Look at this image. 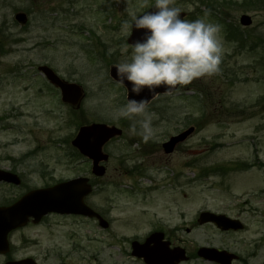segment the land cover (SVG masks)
Returning a JSON list of instances; mask_svg holds the SVG:
<instances>
[{"label":"rangeland","instance_id":"rangeland-1","mask_svg":"<svg viewBox=\"0 0 264 264\" xmlns=\"http://www.w3.org/2000/svg\"><path fill=\"white\" fill-rule=\"evenodd\" d=\"M242 1L174 0L185 20L219 27L221 71L155 98L148 106L154 136L145 141L132 121L114 118L127 103L126 90L108 70L131 57L124 22L155 0H0V169L21 178L18 186L0 184V205L32 189L92 177L90 163L71 154L81 125L122 129L103 147L108 170L92 178L87 199L107 211L112 226L102 231L90 220L48 215L11 232L0 264L27 257L43 264H142L130 256V239L161 227L159 220L171 246L189 255L180 264H213L196 256L199 246L264 264V0ZM20 11L28 16L23 26L14 20ZM243 14L251 18L247 27L239 23ZM41 64L83 87L80 109L62 104L37 71ZM190 126L195 131L166 155L161 144ZM202 210L237 218L245 229L198 225Z\"/></svg>","mask_w":264,"mask_h":264},{"label":"clouds","instance_id":"clouds-1","mask_svg":"<svg viewBox=\"0 0 264 264\" xmlns=\"http://www.w3.org/2000/svg\"><path fill=\"white\" fill-rule=\"evenodd\" d=\"M173 3L155 0L153 11L133 14L124 22L128 34L134 29L145 30L133 42L130 59L115 64L118 79L131 84L134 96L145 90L155 95L161 86L171 91L219 71L223 47L219 27L203 19H182L183 10ZM114 118L132 121L131 130L135 133L139 128L145 141L154 136V114L148 110L147 98L129 99Z\"/></svg>","mask_w":264,"mask_h":264},{"label":"water","instance_id":"water-1","mask_svg":"<svg viewBox=\"0 0 264 264\" xmlns=\"http://www.w3.org/2000/svg\"><path fill=\"white\" fill-rule=\"evenodd\" d=\"M151 8L149 11H153ZM184 14L181 13L183 18ZM15 19L20 23L26 21V16L23 13L15 15ZM240 22L243 25L250 24V18L242 16ZM141 30H132V34L128 39L130 44H133L135 40L141 37ZM46 78L55 86H57L62 93V100L68 102L71 105L79 106V101L82 97L81 89L74 83H67L61 80L55 75L48 67L40 66L38 68ZM110 75L118 80L116 68H111ZM128 89V100L135 98L137 100L141 98H147V103L159 93H170L166 91L163 86L157 88V94L153 95L147 90L142 92L139 96H134L131 93V84L129 82L123 83ZM192 128L183 132L182 134L172 137L168 142L163 144V149L166 153L173 150L175 144L186 138L188 134L192 132ZM121 131L115 127H108L103 124H92L90 126H84L79 129L77 136L72 144L83 154L92 161V173L96 176H102L104 168L99 165V162L105 161L107 155L101 153V147L111 137L120 135ZM8 181L18 184V179L15 175L0 171V181ZM87 179L78 178L70 180L54 186L53 188L31 191L23 196L18 202L10 207H0V253L7 252L8 244L6 241L8 233L20 226L26 224L28 218L32 217L33 222L36 223L40 218L47 213L56 212L64 214H83L89 217L95 216L90 209L83 204V197L90 192V187L86 184ZM207 215V214H205ZM98 217V216H97ZM205 217V218H204ZM212 221L217 227L222 230L240 229L242 226L236 220H230L224 216H202L201 222ZM167 254V253H166ZM198 254L210 261H215L220 264H230L231 260L235 256L227 254L225 252H219L215 249L202 248L198 251ZM183 250L174 249L169 252L168 260L169 264H177L180 260H183ZM167 261V259H165ZM6 264H34L30 259H25L15 262H7Z\"/></svg>","mask_w":264,"mask_h":264},{"label":"flooded vegetation","instance_id":"flooded-vegetation-1","mask_svg":"<svg viewBox=\"0 0 264 264\" xmlns=\"http://www.w3.org/2000/svg\"><path fill=\"white\" fill-rule=\"evenodd\" d=\"M103 213H105V214H103V215H105V216L107 215L106 212L103 211ZM156 232H161V233H163V239L169 242V230H168V231H164V230H161V229H156V230L153 231V233H156ZM6 260H7V259H6ZM57 264H68V263H66V262H64V261L62 260V261H60V262L57 263Z\"/></svg>","mask_w":264,"mask_h":264}]
</instances>
